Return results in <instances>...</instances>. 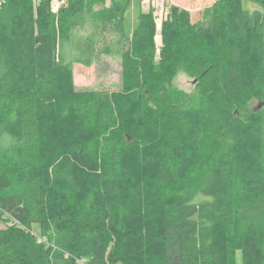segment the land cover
<instances>
[{"label": "trees", "instance_id": "obj_1", "mask_svg": "<svg viewBox=\"0 0 264 264\" xmlns=\"http://www.w3.org/2000/svg\"><path fill=\"white\" fill-rule=\"evenodd\" d=\"M243 1L171 5L158 54L131 0L0 4V264H264V0ZM109 47L122 87L77 89Z\"/></svg>", "mask_w": 264, "mask_h": 264}, {"label": "rangeland", "instance_id": "obj_2", "mask_svg": "<svg viewBox=\"0 0 264 264\" xmlns=\"http://www.w3.org/2000/svg\"><path fill=\"white\" fill-rule=\"evenodd\" d=\"M215 0H131L130 6L126 11L125 21L126 29L131 32L138 23L139 15L142 12H151L155 19V42L156 53H160L163 46L162 27L167 19L171 5L179 6L181 9L190 12L193 22L204 21L205 9L209 8ZM68 4V0L64 6ZM72 6V3H71ZM245 9L253 12L261 10L262 6L250 0H244ZM61 7V8H62ZM60 8V9H61ZM60 9L56 10V16L59 15ZM72 23L79 27L84 23L82 3L75 9L72 8ZM80 29V28H78ZM91 60L76 61L73 64V77L77 89H109L119 90L123 83V73L121 57L113 48H103L101 53L90 58ZM172 84L186 89L193 90L194 82L188 74L180 70L172 80ZM261 105L258 99L252 100L244 109V113L253 111ZM0 225H2L0 220ZM88 264V259L85 257Z\"/></svg>", "mask_w": 264, "mask_h": 264}, {"label": "built area", "instance_id": "obj_3", "mask_svg": "<svg viewBox=\"0 0 264 264\" xmlns=\"http://www.w3.org/2000/svg\"><path fill=\"white\" fill-rule=\"evenodd\" d=\"M4 0H0V3H2ZM66 3V0H52V10L56 12L57 9H60L62 6H64ZM39 242H44L45 237L39 236L38 237ZM76 264H87L85 257H79L76 260Z\"/></svg>", "mask_w": 264, "mask_h": 264}, {"label": "bare ground", "instance_id": "obj_4", "mask_svg": "<svg viewBox=\"0 0 264 264\" xmlns=\"http://www.w3.org/2000/svg\"><path fill=\"white\" fill-rule=\"evenodd\" d=\"M3 2H4V1H3ZM3 2H2V3H3ZM2 3H0V4H2Z\"/></svg>", "mask_w": 264, "mask_h": 264}]
</instances>
